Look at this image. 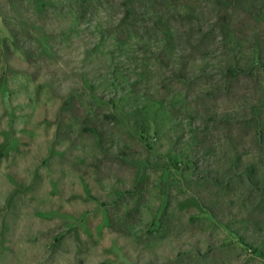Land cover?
Instances as JSON below:
<instances>
[{"label":"rangeland","instance_id":"obj_1","mask_svg":"<svg viewBox=\"0 0 264 264\" xmlns=\"http://www.w3.org/2000/svg\"><path fill=\"white\" fill-rule=\"evenodd\" d=\"M0 264H264V0H0Z\"/></svg>","mask_w":264,"mask_h":264}]
</instances>
